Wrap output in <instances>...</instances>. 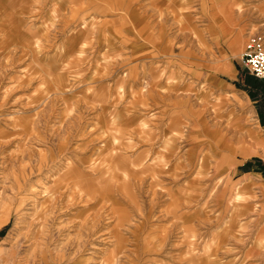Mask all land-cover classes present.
Instances as JSON below:
<instances>
[{"label":"rangeland","instance_id":"374dc122","mask_svg":"<svg viewBox=\"0 0 264 264\" xmlns=\"http://www.w3.org/2000/svg\"><path fill=\"white\" fill-rule=\"evenodd\" d=\"M252 35L264 0H0V264H264Z\"/></svg>","mask_w":264,"mask_h":264},{"label":"built area","instance_id":"2783aa9c","mask_svg":"<svg viewBox=\"0 0 264 264\" xmlns=\"http://www.w3.org/2000/svg\"><path fill=\"white\" fill-rule=\"evenodd\" d=\"M239 63L249 75L264 84V37L262 35L248 37Z\"/></svg>","mask_w":264,"mask_h":264},{"label":"bare ground","instance_id":"6f19581e","mask_svg":"<svg viewBox=\"0 0 264 264\" xmlns=\"http://www.w3.org/2000/svg\"><path fill=\"white\" fill-rule=\"evenodd\" d=\"M242 152H244V154L246 153L244 149H242Z\"/></svg>","mask_w":264,"mask_h":264}]
</instances>
